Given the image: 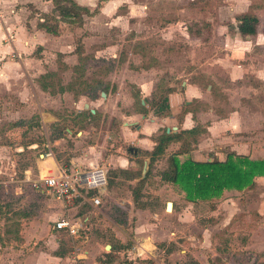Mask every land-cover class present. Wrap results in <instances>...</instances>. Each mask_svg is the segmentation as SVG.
I'll return each instance as SVG.
<instances>
[{
	"label": "rangeland",
	"instance_id": "rangeland-1",
	"mask_svg": "<svg viewBox=\"0 0 264 264\" xmlns=\"http://www.w3.org/2000/svg\"><path fill=\"white\" fill-rule=\"evenodd\" d=\"M117 1V9L103 14L99 22L87 18L82 28L68 25L79 24L81 20L65 24V34H68L65 37L71 41L69 49L79 60L74 64L73 73L64 71L50 77L51 90L59 89L63 82L65 87L79 90L80 95L85 93L90 99L100 100L98 89L107 90L111 82L119 83L126 89L128 98L135 97V104L127 106V110L138 111L139 94L134 81L151 80L154 81L153 90L147 96L150 106L144 107V114L151 117L158 116L153 113L156 103L165 97L169 87H175L184 78L196 80L202 88H198L197 93L187 92L185 97L190 99L197 94L199 99H207L203 85L210 79L216 84L213 92L214 103L220 112L217 114H228V118L225 127L213 126L211 134L202 135L194 149L200 152L217 150L214 153L221 156V148H224L225 152L233 150L251 158L264 159V79L256 78L264 77V38L250 42L236 35L227 25L236 13L244 11L254 13L262 24L264 0H251L250 3L248 0ZM63 4L67 5V2ZM44 19L56 30L60 19L53 12H47ZM192 23L198 24L194 30L199 27L201 38L207 37L206 40L187 37L185 29ZM56 61L61 67L59 57ZM217 65L226 70L234 65L236 74L249 73L239 82L229 83L224 70ZM143 69L146 73L141 76ZM45 97V92L28 89L13 93L0 91V225L4 224L7 240L14 238L13 242H17L15 233L22 222L20 218L36 214L42 200H48L46 211L57 210L51 221L65 216L88 215V223L78 231L77 238L56 235L62 247L95 242L113 244L115 239L109 226L112 221L124 230L130 228L131 235L132 229L137 228L140 233L157 235L155 238L161 239L156 242L159 250L154 258H143L148 263L157 264V260L158 264H264V176L255 177L243 190L224 189L218 197L191 202L176 185L159 178V169L166 165L165 156H159L150 167L146 163V171L141 177L143 153L134 159L128 147L135 146L124 143L120 152L133 159L126 173L110 168L106 160L92 164L103 167L107 177L104 189L97 193L100 203L95 208L82 205L80 200L73 198L65 200V206L60 205L59 209L57 204L60 203L51 194L31 188L22 180L23 172L28 170L32 176L36 174V162L42 158L39 154L44 155L47 147L44 146L43 128L33 113L35 108L29 109L27 104ZM200 104L193 103L195 107ZM207 117L203 114L202 119ZM93 136L92 139L85 136L77 145L100 141L101 133L100 137L98 133ZM31 142L36 145L30 146ZM66 144L64 151H54L62 167L68 166L64 162V154L70 151L67 148H73L69 140ZM75 151L80 152L82 148L77 147ZM92 165L83 164L81 168ZM129 174H134L133 178H129ZM142 178L144 180L136 188L138 201L135 204L131 190ZM166 201L173 204L171 212L164 208ZM141 203L147 204L149 210L138 212L136 208ZM170 232L174 234L169 236ZM131 244L132 241L126 239L124 246ZM121 261H126L125 256Z\"/></svg>",
	"mask_w": 264,
	"mask_h": 264
},
{
	"label": "crops",
	"instance_id": "crops-1",
	"mask_svg": "<svg viewBox=\"0 0 264 264\" xmlns=\"http://www.w3.org/2000/svg\"><path fill=\"white\" fill-rule=\"evenodd\" d=\"M72 1L78 6L86 7L91 12L88 17L81 14L79 24L78 22L68 24L77 28H82L87 18L95 23L101 21L103 14L113 13L118 5L117 0ZM248 1L250 3L251 0ZM93 9H95L94 12H92ZM50 11L54 14L52 0H0V91L13 93L28 89L31 92H45L47 94V97L42 101L36 99L34 102L27 104L29 109L35 108L33 113L35 112L39 126L43 128V135L46 141L44 146L47 147L44 155L39 154L42 158L36 162L37 172L35 175H41L42 170H45L43 174L48 171L56 172L62 167L59 165L54 153L64 151L68 140L72 142L73 146V148H67L70 151L64 154L65 165H68L67 167L69 168H81L83 164L92 165L98 160H106L110 168L117 169L120 172L128 171L131 168L133 159L131 160L127 157V154L120 152L124 143H132L135 146L133 149L136 150V153L132 152L134 159L143 153L141 156L143 157L142 162L147 163L148 166L149 156L146 152L153 148V138L160 133L161 129H165V132L172 131V133H175L180 129H190L195 125L199 126L201 131L197 134L195 141L189 139V148L185 152L177 154V158L180 161L187 158L195 161L223 159L226 153L224 148H221L223 150L221 156L214 153L217 150L200 152L194 149L202 135L211 134L213 126L222 125L225 127V120L228 118V114H217L220 112H218L219 108L214 103L215 93L209 90L210 85L205 86L208 94L207 99H199L200 97L197 94L187 99L185 97L188 94L187 92L197 93L198 88H202V86L195 80H189L188 78L180 80L178 85L172 87L167 94L169 114L151 117L136 110H127V106L133 107L135 104V97L131 96L128 98L126 89L124 86L121 87L119 83L113 84L111 82L107 90L103 88L105 90L104 96L100 94L102 88L98 89L100 100H97V98H92V100L85 93L80 95L79 90L67 88L63 82L60 83L61 87L59 89L51 90L50 77L65 73L64 71L73 73L74 64L77 63L79 57L69 49L71 41L65 37L68 34H65L67 29L64 28L67 22L57 20L55 32L47 31L40 26V24H46L44 16L47 15V12L51 13ZM54 15L58 17L56 14ZM103 20L105 21V18ZM232 22L233 18L231 21H227V25L232 27ZM233 32L235 31L233 30ZM235 34L239 35L237 32ZM239 36L241 37V35ZM241 38L244 39L243 37ZM200 40L202 41L203 39L201 38ZM37 50L39 51L36 54ZM57 57H59L61 67H58ZM217 66L224 70L229 83L237 82L243 79L245 74L249 73L245 71L241 74H236L234 65L228 70L219 65ZM126 70L128 71V69ZM108 73L111 72L106 74ZM145 73L146 71L143 69L141 76ZM256 78L260 81L264 79V77L257 76ZM134 82L139 94L137 97L138 102L146 106L149 100L147 96L153 90L154 81L140 79ZM122 94L123 97L120 98ZM181 102L191 108L179 115ZM194 102L201 104L195 107L193 105ZM84 104H87L86 108H84ZM100 104L103 105L100 107ZM90 109L93 112H90ZM56 110L60 111V113L57 114ZM203 114L208 117L202 119ZM66 116L69 118H66ZM73 133L74 136H72ZM95 133H98V137H100L101 133L100 141L95 140L94 143L77 145L85 136L92 139ZM76 136L79 138L76 139ZM180 144V141L169 142L160 157L165 156L166 158L169 154L175 152ZM29 145L34 146L36 143L31 142ZM29 145L27 144L26 147ZM51 147L52 149L56 148V150H52ZM77 147H81L82 151L76 152ZM105 150H107V153H105ZM46 153H49V155H46ZM200 153L204 154L199 156ZM157 158L152 162L153 165L158 160ZM89 167H93V165ZM89 167H84V169ZM165 167L166 165L162 166L159 172ZM158 176L160 178V175ZM161 181L172 185L171 182L162 179ZM58 202L60 203L57 204L59 209L60 205L62 207L65 206L64 201ZM79 202L92 208L98 206H91L86 201ZM41 204V209L36 214L20 218L22 222L19 223L20 227L15 233L17 242H13L14 240L12 239L14 238L7 240L5 238L4 224L0 225V264H152L143 261V258H154L156 250H159L156 247V242H160L159 240L161 239L155 238L157 235L140 233L137 228L132 229L133 233L131 235L130 228L128 231L124 230L123 227L112 221H109V226L115 241L113 244H108V251L104 250L107 243L100 244L98 242L92 245L80 244L75 246L68 245V248L62 247L56 235L72 236L63 230L53 228L52 223L54 220L51 221L50 218L57 210L53 212L46 211L48 200H42ZM141 205L143 206L136 208L138 212L149 210L147 204L141 203ZM172 210H174L173 207L170 210L167 209L169 212ZM69 218L80 219L83 228L88 223L87 214L72 215ZM126 220L128 221L127 217ZM47 222H50V224H47ZM173 234L174 232H170L169 236ZM78 236L79 234L72 238H77ZM126 239L132 241L130 246H124ZM111 246L112 249H110ZM122 256H125L126 261H121ZM156 262L158 264L157 260Z\"/></svg>",
	"mask_w": 264,
	"mask_h": 264
},
{
	"label": "trees",
	"instance_id": "trees-1",
	"mask_svg": "<svg viewBox=\"0 0 264 264\" xmlns=\"http://www.w3.org/2000/svg\"><path fill=\"white\" fill-rule=\"evenodd\" d=\"M52 2L54 14H56L61 21L69 23L73 21H80L81 14H91L86 7L78 6L72 0H52ZM64 2H67V5L63 4ZM94 11L95 9L92 10V12ZM40 26L50 32L56 31L55 27L53 28L47 24H40ZM195 26L197 27L198 24L192 23L191 26L187 27L185 29L186 34L188 37L193 39L201 38L202 32L199 27V30L197 29V31L195 29V31ZM232 29L243 38L250 41L251 39L256 40L259 37L264 38V22L260 24L259 18L250 11L235 14L233 17ZM206 38L207 37H202L203 40H206ZM214 74L215 77H218L216 73ZM206 85H210L209 90L211 92L215 91L216 84H214L212 80L208 79L203 87ZM171 88L172 87H169L168 90H166L165 97L161 98V101L156 103L157 107H155L153 111L154 114L158 116L169 114L167 94L171 91ZM102 91L105 93L103 88ZM138 104L140 105V110H138V112L144 114V107H149L150 101L148 100L146 106L141 105L139 102ZM180 105L181 110L179 115H182L191 108L189 105H185L184 102H181ZM163 112L165 113L163 114ZM89 115L92 116L90 113ZM200 131L201 129L197 125L191 127L190 129H180L175 133H172V131L165 132V129H161L160 133L153 138V148L146 152L149 156L148 167H150L155 158L159 157L164 152V149L169 142H181L179 148L166 157V167L159 172V175L162 180L176 185L179 190L183 192L184 198L187 201L192 202L198 199L202 201L209 200L218 197L224 189H234L240 191L250 186L255 177L264 176L263 158H250L246 155L237 154L233 151L226 152L222 160L213 159L211 161H195L187 158L180 161L176 155L181 152H185V150L189 148V139L195 141L196 136ZM126 172L127 170L123 173ZM133 176L134 174H129V178H133ZM143 180V178L139 179L135 186L132 187V201L135 204L138 201L136 188ZM139 206L143 205L140 204ZM117 221L119 220L117 219ZM121 222H124V219L121 220ZM110 249H112V246Z\"/></svg>",
	"mask_w": 264,
	"mask_h": 264
},
{
	"label": "built area",
	"instance_id": "built-area-1",
	"mask_svg": "<svg viewBox=\"0 0 264 264\" xmlns=\"http://www.w3.org/2000/svg\"><path fill=\"white\" fill-rule=\"evenodd\" d=\"M22 180L39 192L51 194L55 200L63 202L75 198L95 207L100 203L97 193L106 184V171L99 166L85 169L61 167L56 172L48 171L46 174L32 176L28 170H24ZM52 225L53 228L63 230L72 237H76L78 231L83 229L80 219H71L67 216L54 220Z\"/></svg>",
	"mask_w": 264,
	"mask_h": 264
},
{
	"label": "water",
	"instance_id": "water-1",
	"mask_svg": "<svg viewBox=\"0 0 264 264\" xmlns=\"http://www.w3.org/2000/svg\"><path fill=\"white\" fill-rule=\"evenodd\" d=\"M100 94H101V96H104V92H103V91H101ZM141 103H142V102H141ZM86 107H87V104H84V108H86ZM90 112H93V110L90 109ZM166 130L168 131V129H166ZM128 151H131V152H133V153H136V150L133 149V148H131V147H128ZM145 171H146V163H143L142 170H141V177H143ZM171 207H172V203H171V201H166V202L164 203V208H165V209L170 210ZM105 249H109V245H108V244L105 245Z\"/></svg>",
	"mask_w": 264,
	"mask_h": 264
}]
</instances>
